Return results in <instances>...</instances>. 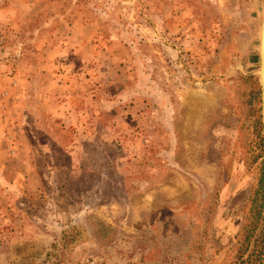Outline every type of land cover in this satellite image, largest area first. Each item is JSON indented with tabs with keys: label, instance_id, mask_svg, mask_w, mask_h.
Segmentation results:
<instances>
[{
	"label": "rangeland",
	"instance_id": "1",
	"mask_svg": "<svg viewBox=\"0 0 264 264\" xmlns=\"http://www.w3.org/2000/svg\"><path fill=\"white\" fill-rule=\"evenodd\" d=\"M263 17L264 0H0V264H228L257 183Z\"/></svg>",
	"mask_w": 264,
	"mask_h": 264
},
{
	"label": "trees",
	"instance_id": "2",
	"mask_svg": "<svg viewBox=\"0 0 264 264\" xmlns=\"http://www.w3.org/2000/svg\"><path fill=\"white\" fill-rule=\"evenodd\" d=\"M253 80V81H252ZM249 91V99H254V105L248 109L247 117L252 138L248 144L250 159L246 158L248 168L257 170V183L251 194L245 197L250 206L244 213V200L240 204L241 218L245 219L236 233V247L231 261L228 264H264V136L261 124L260 98L258 96V77H253ZM250 193V191H249ZM241 196L244 191H241ZM230 210V209H229Z\"/></svg>",
	"mask_w": 264,
	"mask_h": 264
},
{
	"label": "water",
	"instance_id": "3",
	"mask_svg": "<svg viewBox=\"0 0 264 264\" xmlns=\"http://www.w3.org/2000/svg\"><path fill=\"white\" fill-rule=\"evenodd\" d=\"M260 67H259V79H260V108H261V122L264 135V17L260 30Z\"/></svg>",
	"mask_w": 264,
	"mask_h": 264
}]
</instances>
